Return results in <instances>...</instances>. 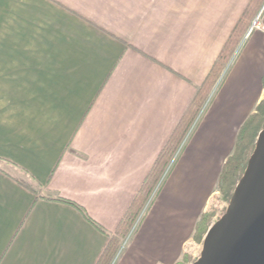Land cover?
Returning a JSON list of instances; mask_svg holds the SVG:
<instances>
[{
    "label": "crops",
    "instance_id": "0c3cea01",
    "mask_svg": "<svg viewBox=\"0 0 264 264\" xmlns=\"http://www.w3.org/2000/svg\"><path fill=\"white\" fill-rule=\"evenodd\" d=\"M249 2L0 0V264L97 263ZM248 30L111 264L192 256L224 161L264 101V18ZM54 194L105 233L43 197Z\"/></svg>",
    "mask_w": 264,
    "mask_h": 264
},
{
    "label": "trees",
    "instance_id": "16d2710c",
    "mask_svg": "<svg viewBox=\"0 0 264 264\" xmlns=\"http://www.w3.org/2000/svg\"><path fill=\"white\" fill-rule=\"evenodd\" d=\"M264 0H250L249 4L240 16L236 26L232 29L219 55L217 56L210 72L204 82L196 89L195 95L186 108L179 122L170 134L165 145L159 152L152 167L146 175L143 183L132 202L121 218L118 226L112 234H106L108 243L101 253L96 264H111L116 256L120 255L121 243L132 235L141 223L146 211L148 210L153 198L158 193L164 178L172 166L174 156L183 146V142L192 127L198 114L202 113V107L209 100L217 81L229 64L232 56L239 46L243 34L248 29L253 16ZM264 88V76L261 79ZM264 128V101H261L255 112L250 115L240 127L232 154L224 161L222 171L217 182V190L221 194V201H229L233 189L242 176L249 155L252 153L258 132ZM168 170V171H167ZM167 171V172H166ZM32 191L33 189L30 188ZM44 199L62 203L76 208L87 221L96 227L100 232L105 233L92 222L85 214L83 209L71 201L65 200L54 194L52 197L43 196ZM217 214L214 209H207L199 218L195 225L192 240L200 243L207 231L210 223ZM219 216H217L218 218ZM190 257L184 255L181 262L176 264H187Z\"/></svg>",
    "mask_w": 264,
    "mask_h": 264
},
{
    "label": "water",
    "instance_id": "95a60500",
    "mask_svg": "<svg viewBox=\"0 0 264 264\" xmlns=\"http://www.w3.org/2000/svg\"><path fill=\"white\" fill-rule=\"evenodd\" d=\"M192 264H264V128L224 213L205 232Z\"/></svg>",
    "mask_w": 264,
    "mask_h": 264
},
{
    "label": "rangeland",
    "instance_id": "374dc122",
    "mask_svg": "<svg viewBox=\"0 0 264 264\" xmlns=\"http://www.w3.org/2000/svg\"><path fill=\"white\" fill-rule=\"evenodd\" d=\"M263 18H264V1H263V4H261V6L258 8V10L256 11V13H255V15L253 16V21H251V25H250V27H252V25H254L255 24V27L253 28V30L252 31H254L255 30V28H257L258 26H260V24L263 22ZM256 20V22L254 23V21ZM249 27V28H250ZM248 28V29H249ZM252 31L248 34V36L247 37H249V35L252 33ZM247 34V33H246ZM247 37H244L245 39H247ZM242 41V40H241ZM242 43H243V41H242ZM238 48V47H237ZM235 54V53H234ZM226 70V69H225ZM224 70V71H225ZM223 74V73H222ZM224 75V74H223ZM221 77H222V75H221ZM220 77V78H221ZM219 78V79H220ZM215 91V90H214ZM213 95V93H211L210 94V97H209V100H210V98H211V96ZM209 100H207V102L205 103V105L202 107V114H203V112L205 111V108H206V106H207V103H209ZM200 116H201V113L200 114H198V116H197V119H199L200 118ZM196 124V123H195ZM195 124L194 125H192V127L190 128V130H189V132H188V134H187V137L189 138L190 137V135L192 134L191 133V131L193 130V128H194V126H195ZM187 137H186V139H187ZM185 139V140H186ZM183 144H184V142H183ZM178 153L179 152H177L176 153V155L174 156L175 158L177 157V155H178ZM166 178H164V180H165ZM161 189V188H160ZM220 197H221V194L218 192L214 197H213V199L210 201V204H209V207H208V210L209 209H214V210H216L217 211V216H221L223 213H224V211H225V208H226V206H227V204H228V202L227 201H221L220 200ZM217 216H215L214 218H213V220H212V222L210 223V225H209V227L219 218H217ZM208 227V228H209ZM203 239V238H202ZM193 241V240H192ZM129 242V241H128ZM128 242L126 241V243H125V245H127L128 244ZM201 243H202V241L200 242V243H198V242H190L188 245H187V247H186V250L188 251V253H190L192 256L190 257V259H189V262L187 263V264H192L197 258H198V256H199V254H200V250H201ZM125 245H123V247H122V249H121V252H123V250H124V248H125ZM121 252H120V254H121Z\"/></svg>",
    "mask_w": 264,
    "mask_h": 264
},
{
    "label": "built area",
    "instance_id": "2783aa9c",
    "mask_svg": "<svg viewBox=\"0 0 264 264\" xmlns=\"http://www.w3.org/2000/svg\"><path fill=\"white\" fill-rule=\"evenodd\" d=\"M256 22V20L254 21V23ZM255 27V24L254 25H252V27H250L249 28V30L247 31V34H246V36L245 37H247L248 36V34L253 30V28ZM202 114V113H201ZM175 158V157H174ZM168 171V170H167ZM130 236H131V233H130V235L128 236V238L127 239H125L124 241H123V243H122V246H121V249H122V247H123V245H125V243H126V241L128 242V240H129V238H130ZM121 249H120V252H121Z\"/></svg>",
    "mask_w": 264,
    "mask_h": 264
}]
</instances>
